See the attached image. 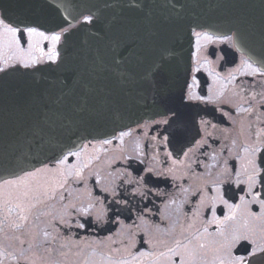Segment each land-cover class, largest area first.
<instances>
[{"label": "flooded vegetation", "instance_id": "af4514ba", "mask_svg": "<svg viewBox=\"0 0 264 264\" xmlns=\"http://www.w3.org/2000/svg\"><path fill=\"white\" fill-rule=\"evenodd\" d=\"M32 39L51 48L50 41ZM197 41L184 95L203 99L89 140L64 164L65 156L6 178L23 177L17 184L0 181L3 264H190L193 249L210 264L234 228L264 229V181L250 194L244 170L252 158L244 149H264V75L249 74L243 62L262 64L231 42ZM21 44L26 54L28 44ZM4 55L12 52L0 37ZM261 159L264 151L256 154Z\"/></svg>", "mask_w": 264, "mask_h": 264}, {"label": "water", "instance_id": "95a60500", "mask_svg": "<svg viewBox=\"0 0 264 264\" xmlns=\"http://www.w3.org/2000/svg\"><path fill=\"white\" fill-rule=\"evenodd\" d=\"M146 3L142 14L124 7L126 0H0V11L13 21L48 30H58L65 17H94L93 24L76 26L69 44L63 41V63L51 65L58 70L33 77L24 74L32 69L21 68L7 77L0 90V181L54 162L89 139L111 137L144 118L178 109L181 89L184 94L190 76L194 30L232 33L239 29L240 49L260 63L264 60L261 0ZM148 12L151 18L145 19ZM153 31L158 37L152 36ZM161 47L172 50L168 64L152 80L144 79ZM125 49L135 55L125 63L133 78L122 85L114 74L102 71L97 60L110 62ZM39 67L47 69L49 63ZM84 84L103 86L105 91L90 94ZM34 93L42 97L40 104L30 103Z\"/></svg>", "mask_w": 264, "mask_h": 264}, {"label": "snow or ice", "instance_id": "6c2138e0", "mask_svg": "<svg viewBox=\"0 0 264 264\" xmlns=\"http://www.w3.org/2000/svg\"><path fill=\"white\" fill-rule=\"evenodd\" d=\"M130 10L138 11L139 13H144L145 9L148 7L146 0H126V4L123 5ZM261 6L264 7V0H261ZM172 7L175 8L176 4L173 3ZM151 12H148L145 16V19L151 18ZM75 21V23H73ZM81 23L79 17H72V20H69L67 17L64 18L63 22L58 25L59 31L54 32L51 35H47L44 31L39 30V26H33L31 22L18 21L15 22L6 12H0V37H3V46L6 50L12 52V55H4L0 57V90L6 85L7 77L12 73H19L21 68L23 69H32V72H26L25 75L36 76L37 73L43 71H56L58 69H53L52 64L60 63L61 60L60 51L57 50V45L63 41L65 44H69L73 37L76 35V24ZM94 23V17L92 15H86L83 17V24L91 25ZM152 36L158 37V32L153 31ZM195 36L199 40L203 39L206 43H228L231 42L234 46L239 47L243 43V36L240 33L239 29L231 34H226L223 37H214L208 32H196ZM27 37L28 39H24ZM32 38H39L42 40L50 41L51 48L48 51H45L43 48L38 47V40H33ZM24 40V43L28 44V51L25 54V51L22 47L21 41ZM121 45H115V48L118 49ZM33 49L39 52L38 56L32 55ZM115 50V49H114ZM127 53V55H126ZM172 50L169 48L161 47L158 49L156 59L153 60L149 70L145 73L144 79L152 80L155 75H157L165 65L168 64L169 58L172 55ZM130 55H135V53H128V50L125 49L123 52H116L112 57L110 62H105L102 58H98L97 63L102 66L101 70H107L114 74L119 82L123 84L129 83L133 74L130 70L125 67V63L128 60ZM138 60L143 59L141 56H137ZM42 61L50 62L47 69L40 68L39 65ZM245 70L252 75L259 73L264 75V60L261 61L262 67H254L253 63H250L247 59L243 62ZM199 71V69H196ZM84 89L90 94L99 92H104L105 88L103 86L90 87L89 84L83 85ZM81 99L85 100L84 97ZM187 99H203L202 97L195 96H185L183 90L181 89L180 101L184 102ZM42 97L38 93H34L30 98V103L40 104ZM82 110V109H81ZM248 111V110H246ZM173 116L176 115L175 112L172 113ZM45 119H47V114L45 112ZM168 121L165 120L164 123ZM129 133L122 132L121 137L129 135ZM259 136V133L257 134ZM167 139V137H165ZM104 143H111L110 140L104 141ZM245 153H250V159H246L245 163V172L248 173L247 184L248 191L250 194L253 193V185L259 181H264V159H261L260 163H257L256 154L258 152L264 151L259 147L245 148ZM68 155L77 156L79 153L70 152ZM67 156L64 159L60 160L61 164L66 162ZM39 171V170H38ZM26 176H33L35 173H26ZM23 177H17L15 180L5 179L3 185L10 186L17 184L18 182L23 181ZM259 193L256 192L253 194V199L259 198ZM241 202L243 203V197H241ZM226 203V201H225ZM264 206V202H262ZM230 208L234 207L239 209L240 205H230ZM9 213L12 212L11 208H8ZM86 212L87 210H83ZM226 220L231 219L235 220V216L226 217ZM81 228L84 227L83 224L80 225ZM206 231V230H205ZM45 237L49 234L45 233ZM191 243V242H190ZM200 249L204 248L203 244H199ZM235 249V251H233ZM170 251H173L170 249ZM216 253L210 262V264H264V229H261L259 233H256L252 229H247L242 231L240 228H234L230 234L225 238V242L220 244V246L214 249ZM141 255H147L146 253H141ZM190 258V264H209V262L198 258V253L193 249L188 251ZM6 256L5 252H0V257ZM0 264H3V261L0 260ZM109 264H129L128 261H109Z\"/></svg>", "mask_w": 264, "mask_h": 264}, {"label": "rangeland", "instance_id": "374dc122", "mask_svg": "<svg viewBox=\"0 0 264 264\" xmlns=\"http://www.w3.org/2000/svg\"><path fill=\"white\" fill-rule=\"evenodd\" d=\"M78 167H82V164H81V163H80V164H79V163H77L75 168H78ZM79 171H80V172H81V171L83 172V170H82V169H79Z\"/></svg>", "mask_w": 264, "mask_h": 264}]
</instances>
